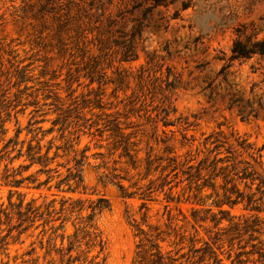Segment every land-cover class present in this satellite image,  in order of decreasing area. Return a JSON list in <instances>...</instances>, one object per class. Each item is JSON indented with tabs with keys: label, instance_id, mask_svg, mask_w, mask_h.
Returning a JSON list of instances; mask_svg holds the SVG:
<instances>
[{
	"label": "rangeland",
	"instance_id": "rangeland-1",
	"mask_svg": "<svg viewBox=\"0 0 264 264\" xmlns=\"http://www.w3.org/2000/svg\"><path fill=\"white\" fill-rule=\"evenodd\" d=\"M45 1L0 0V209L8 214L1 216L0 264H67V235L75 231L78 214L60 212L61 196L82 199L86 207L82 216L90 212L91 201L100 197L109 201L110 207L96 219L105 241L99 258L105 257L103 264H135L137 244L144 238L140 229L152 239L162 232V251L175 256L176 264L196 261L200 252L193 249L204 241L210 242L223 264H264L257 253L264 254V223L254 240L248 234L226 232L230 224L252 214L264 221V211L225 205L232 220L216 225L211 221L212 213L221 216L213 205L216 196L196 204V191L190 190L183 173L188 162L196 164L210 155L211 160L217 151H209L215 144L220 145V156L227 150L239 154L241 139L252 145V152L263 148L264 163V56L235 60L226 79L218 75L239 25L254 24L264 35V0H178L150 7L141 40L135 41L138 58L129 62L118 61L116 46L108 49V55L97 56L96 35L105 33L113 18L112 28L129 31L151 1L103 0V9L90 10L89 2L98 0H74L89 10H82L77 20L73 15L79 6L71 4L64 23L58 18L66 17V9L43 11ZM67 1L55 0L64 8ZM183 4L189 7L183 10ZM113 36L124 39L120 33ZM142 65L148 73L139 84ZM118 71L128 74L123 83ZM236 104L245 110L243 115L250 113L247 119L239 115ZM112 121L119 122L125 137L108 130ZM211 134L214 137L207 140ZM22 140L23 151L33 140V144L40 141L43 152L51 146L50 156L58 152L51 170L37 175L39 180L52 175L53 186L58 174L64 177L80 168L76 160L85 153L81 166L85 190L34 189L27 181L12 186L15 179L36 175L39 168L20 174L24 159L16 156ZM126 142L136 162L126 155ZM244 157L259 168L247 153ZM10 190L17 192L10 197ZM53 198L50 217L30 214L19 227L20 200L23 211L32 203L46 212ZM194 215L208 219L196 221ZM217 231L219 239L214 238ZM71 253L77 255L75 249ZM199 264L218 263L207 257Z\"/></svg>",
	"mask_w": 264,
	"mask_h": 264
},
{
	"label": "trees",
	"instance_id": "trees-1",
	"mask_svg": "<svg viewBox=\"0 0 264 264\" xmlns=\"http://www.w3.org/2000/svg\"><path fill=\"white\" fill-rule=\"evenodd\" d=\"M13 1V0H11ZM82 1V0H81ZM151 1V5L144 9L143 17L135 19V24H133L129 31L122 30L120 28L114 29L112 25L116 24L115 18L109 19V23L106 25L105 33H99L96 35V46L99 57L108 55V49L113 47H118L116 53L120 56L119 62H129L134 59L138 58V52L136 50L135 41L136 39L141 40L142 34L144 33V27L146 26L145 21L148 19L147 13L150 11V7H156L160 5L168 6L169 4L175 3L178 0H144L142 2H149ZM103 0H98V3L95 4L93 1H90L88 4L89 9H93L96 7L97 10L103 9L104 5ZM74 4L78 7V10L73 17H76L77 20L81 19V11H88L89 9L85 7H80V3L74 0H70L66 2V8L61 7V5L57 4L55 0H46L44 3L41 4V9L43 11H60L61 9H66L64 19H61L59 16L58 20L62 23L66 22L70 17L71 7L70 5ZM96 5V6H95ZM142 5V4H138ZM140 7V6H139ZM189 7L188 4H183L182 9L185 10ZM72 16V15H71ZM177 17V16H175ZM125 27L128 26L126 22L124 24ZM78 27H82L78 24ZM252 30V33H248V29ZM236 37L233 40L232 47H231V54L225 60L222 68L219 70L218 75H221L224 79H226L228 75V69L232 66L235 60H246L254 55L264 56V35L260 36V31L256 30L254 24H251L250 27L246 25H239L236 28ZM114 33H120L121 37H124L123 40H118L117 38H113ZM106 37H102L100 35H105ZM95 41H92L94 43ZM119 68V67H117ZM148 67L142 65L140 66L139 73H138V81L139 84L145 79V76L148 73ZM118 81L123 83L128 78V74L123 71H118ZM24 81V80H23ZM93 82L94 79L91 78ZM171 85V84H170ZM238 100H233L232 103H236ZM238 113L241 115L242 118L247 119L250 113L244 114V109L241 108L238 104ZM256 117L257 115L254 114ZM112 126L108 128V130L115 133L116 136L125 137V135L120 131L121 127L119 122L112 121ZM20 133V131H19ZM131 134V133H130ZM128 136V135H126ZM214 137V134H211L206 137V139H210ZM33 140H30L27 144V148L23 151V145L25 144V140L20 142L21 147L19 148L18 155L16 158L24 159V162L19 165L21 169L20 174L24 171H28L33 166H39L36 171V175L30 174L27 176H22L19 179H15L11 182V185L14 187H21L27 181L28 183H33L32 187L34 189H40L42 187H47L51 190L52 187L56 188L59 192H77L80 189L85 190V184L83 181L82 175V168L84 159L87 158L84 151H82V159L76 160V165L80 168H76L75 172L70 171L66 176L61 177L58 174V180L54 183V186L51 185L52 180L54 177L49 175L44 180H39L37 177L38 174L41 173H48L51 169L49 165L55 161V159L59 156L58 152H55L53 156H50L51 146L47 147L46 150L43 152L42 145L40 141L36 144H33ZM217 142V140L213 141L212 143ZM238 150L240 151L239 154H236V150H227V155L220 156L219 151V144H215L214 148L209 151V154L217 151L212 159L210 160V156L200 159L196 164H191L188 162L187 170L183 171L186 174L185 180L188 182V187L190 190L195 189L196 193L194 194V198L196 204L202 205V199L204 198H211L216 196V199L213 201V205L218 208V214H221L220 217H217L216 213L211 214V221L215 222L216 225H220L222 221L229 220L231 218H227L229 215V210L224 208L225 205L233 208L239 204H242L246 210L261 212L264 211V163L262 161L263 155L261 153L263 148L257 150V155L253 151V147L250 143H248L245 139L237 140ZM129 143L126 142L123 146L124 150L126 151V155L130 158L134 159V156L129 154L128 151ZM59 149V148H57ZM251 157L255 163L258 165L257 168L254 164H252L248 159L243 155L246 154ZM172 161L175 159H171ZM13 161V159L11 160ZM136 162V160H133ZM170 166V165H168ZM177 169V166L172 168V172ZM70 170V169H68ZM194 170V172H192ZM262 170V171H260ZM243 184V189L240 188V185ZM194 185V186H193ZM66 186V188H65ZM122 187V186H121ZM211 189L210 193L203 195L204 191ZM221 191V192H220ZM17 191L10 190V197ZM56 195V194H54ZM56 201L53 198L46 207V212H40V207H33L32 203H28L26 206V210L23 211L22 205L23 201L20 200L16 207L19 209L18 214L20 217L19 227L22 225L24 221L29 219L31 216L30 214H34L36 216L38 214L39 217L46 214L48 217L54 212V202ZM12 205L15 203L10 202ZM110 207L109 201L103 197L98 198L95 201H91L88 208L90 212L86 216H82V212L86 207H84V201L80 198H72V197H65L61 196V208L60 212L65 213H73L77 212L78 216V223L73 224L75 226V231L71 235H67L69 239V245L67 247L68 253V262L67 264H73L76 261L85 262L88 261L89 264H103L105 261V257L103 256L101 260L99 258L101 255L104 254L105 251V241L103 239L102 233L97 226V215L101 214L104 210ZM212 208H208L207 212H211ZM196 210H193L195 213ZM8 215L6 209H0V224H1V216ZM194 219L205 221L208 217H200L196 218L194 215ZM66 219L62 222H64ZM262 221L259 215H249L246 216L240 222H234L230 224L229 229L226 231L233 232L235 231L239 235L248 234L249 240H254L255 232H260L262 229ZM62 228L63 225H60ZM15 228L13 226L10 228V231ZM59 228V227H58ZM156 230H158L156 228ZM233 230V231H231ZM20 231L19 233H22ZM140 233L144 234V238L140 240L137 244V251L135 256V264H176L178 259L169 254L164 253L162 251V247L159 243V239L161 238L160 235L162 232L157 231L155 234V239H152L148 236L147 233L143 229H140ZM219 231L215 233L216 239H219ZM63 241L65 239V232L60 235ZM5 237V236H4ZM2 237V241L5 239ZM183 236L181 237V241H183ZM85 240L86 248H82V241ZM249 242V241H248ZM7 244V243H4ZM63 249V246L61 247ZM75 249L77 251V255H72V250ZM96 251L94 255L88 259V254L92 251ZM194 252H200L198 259L194 262L189 264H199L205 262L206 258L213 259L214 263L223 264L222 259H219L213 246L210 244L209 241H204V245L201 247H194ZM259 254V259H264V254L260 251H257ZM242 253L237 254V261L238 263L241 262L240 256ZM84 256V258H83Z\"/></svg>",
	"mask_w": 264,
	"mask_h": 264
}]
</instances>
